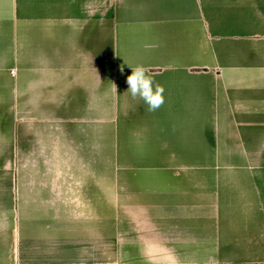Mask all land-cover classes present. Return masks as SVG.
I'll return each mask as SVG.
<instances>
[{
  "label": "crops",
  "instance_id": "0c3cea01",
  "mask_svg": "<svg viewBox=\"0 0 264 264\" xmlns=\"http://www.w3.org/2000/svg\"><path fill=\"white\" fill-rule=\"evenodd\" d=\"M260 159L264 0H0V264H264Z\"/></svg>",
  "mask_w": 264,
  "mask_h": 264
},
{
  "label": "clouds",
  "instance_id": "9594fccd",
  "mask_svg": "<svg viewBox=\"0 0 264 264\" xmlns=\"http://www.w3.org/2000/svg\"><path fill=\"white\" fill-rule=\"evenodd\" d=\"M126 83L127 91L131 96L142 99L148 105L149 111L157 110L164 103V88L160 84L154 83L142 65L131 68V74L127 76Z\"/></svg>",
  "mask_w": 264,
  "mask_h": 264
},
{
  "label": "rangeland",
  "instance_id": "374dc122",
  "mask_svg": "<svg viewBox=\"0 0 264 264\" xmlns=\"http://www.w3.org/2000/svg\"><path fill=\"white\" fill-rule=\"evenodd\" d=\"M198 129H193L194 133L197 131ZM206 130V129H205ZM209 131H212L213 129H208ZM199 133V132H198ZM202 135V134H201ZM207 136V135H206ZM199 139L197 141H199L201 139V137H198ZM237 143H239V141H237ZM258 163H256V168H264V159H260L257 161ZM218 163V162H217ZM233 163V161H228V163H225V166H231V164ZM194 166H203V167H209V168H214V167H218L219 165L216 164V161H194ZM238 166V165H237Z\"/></svg>",
  "mask_w": 264,
  "mask_h": 264
}]
</instances>
